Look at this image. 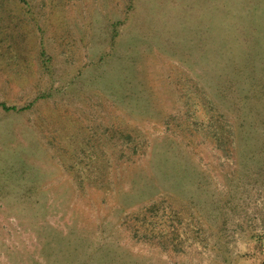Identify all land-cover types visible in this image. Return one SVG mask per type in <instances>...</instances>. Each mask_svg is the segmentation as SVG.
I'll list each match as a JSON object with an SVG mask.
<instances>
[{
  "label": "rangeland",
  "instance_id": "obj_1",
  "mask_svg": "<svg viewBox=\"0 0 264 264\" xmlns=\"http://www.w3.org/2000/svg\"><path fill=\"white\" fill-rule=\"evenodd\" d=\"M0 264H264V0H0Z\"/></svg>",
  "mask_w": 264,
  "mask_h": 264
},
{
  "label": "trees",
  "instance_id": "obj_2",
  "mask_svg": "<svg viewBox=\"0 0 264 264\" xmlns=\"http://www.w3.org/2000/svg\"><path fill=\"white\" fill-rule=\"evenodd\" d=\"M236 103L238 105H240L241 100L240 101L237 100ZM2 105H3V107L5 109H17L16 106H7L6 104H2ZM239 108H241V106H239ZM245 108H247V106L246 105H243V108H241L240 111H243V109H245ZM229 132H232V131H229ZM212 134L214 135V136L213 135L212 136L215 138L214 140L216 141V143H218V144H220V146H222L223 145V142H225L223 133H221L220 131L214 130L212 132ZM228 137H230V139H231L230 140V144H231L230 146H236L235 149L236 150H239L238 145L237 144L235 145V143H236V137L234 136V134H229ZM233 149H234V147H233ZM225 152H226V150H225ZM227 152L230 154V152L228 150H227ZM160 203L161 202H155L151 206L147 207L145 209V211L142 213L143 214V218L142 219H139L138 218L139 215H138V216H136V219L138 221L142 220L143 221V224L145 226H147V227H149V226L154 227V226H157L159 223H161L160 222V219L161 220H164L166 222V221H169V220H176V219H179L180 218L179 217L180 215H179L178 212H176L172 208H171V210H168V206H163L161 208L160 207ZM156 217H160V218L155 219ZM167 218H168V220H167ZM172 231H174V230H172ZM197 231H199V230H197ZM172 233H174V232H172ZM196 234H198V233H196ZM256 239H260V237L259 236H256Z\"/></svg>",
  "mask_w": 264,
  "mask_h": 264
}]
</instances>
